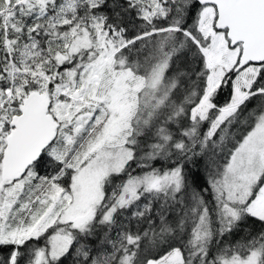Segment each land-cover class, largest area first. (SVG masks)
<instances>
[{
  "label": "snow or ice",
  "instance_id": "6c2138e0",
  "mask_svg": "<svg viewBox=\"0 0 264 264\" xmlns=\"http://www.w3.org/2000/svg\"><path fill=\"white\" fill-rule=\"evenodd\" d=\"M0 264H264V0H0Z\"/></svg>",
  "mask_w": 264,
  "mask_h": 264
}]
</instances>
